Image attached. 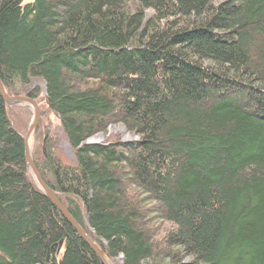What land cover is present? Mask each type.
Instances as JSON below:
<instances>
[{
	"label": "trees",
	"instance_id": "1",
	"mask_svg": "<svg viewBox=\"0 0 264 264\" xmlns=\"http://www.w3.org/2000/svg\"><path fill=\"white\" fill-rule=\"evenodd\" d=\"M0 78L45 84L74 161L40 124L34 163L114 264H264V0H2ZM14 115L0 96V264H103ZM112 127L136 139L86 144Z\"/></svg>",
	"mask_w": 264,
	"mask_h": 264
},
{
	"label": "rangeland",
	"instance_id": "2",
	"mask_svg": "<svg viewBox=\"0 0 264 264\" xmlns=\"http://www.w3.org/2000/svg\"><path fill=\"white\" fill-rule=\"evenodd\" d=\"M34 90L37 92L39 96V100H38L39 107H40V104L42 105L40 107V120H39L38 126L40 127V124H41L43 127L49 128L51 135H53L54 148L64 163L67 164L70 161H74L73 150L65 139V136L63 134L62 128L59 123V120H57L51 113H49L45 107V104H44L45 96H46L45 84L42 81L35 80L28 88L22 91L21 95H27V94L29 95V92L34 91ZM10 108L14 109V114H15L13 118L14 123L20 130H22L23 136H25L28 132L29 125L33 119V111L31 110V108L20 107V106L10 107ZM24 125L26 126V128L24 127ZM36 132L33 138V147H32L33 160H34V150L36 149L37 143H38V141L36 140L37 139ZM99 136H100L99 140H94L96 137H99ZM125 137L127 138L128 142L132 141L133 139H136L132 135L126 133L122 127H112L109 129L106 135H102V134L97 135L94 138L90 139V141H93L92 143L90 141L88 143L89 144H101L107 141H113L114 139L125 141L124 140Z\"/></svg>",
	"mask_w": 264,
	"mask_h": 264
},
{
	"label": "water",
	"instance_id": "3",
	"mask_svg": "<svg viewBox=\"0 0 264 264\" xmlns=\"http://www.w3.org/2000/svg\"><path fill=\"white\" fill-rule=\"evenodd\" d=\"M2 0H0L1 3ZM0 96L3 98L6 106L10 107H27L31 108L33 111V119L29 125L28 132L24 141V150L26 158V166L31 174L33 181L35 182L38 189L43 193V195L51 201V203L57 208L62 217L73 227V229L80 235V237L88 244V246L94 251L103 264H114L104 253L101 247L94 241L86 231L80 226V224L73 218L69 211L62 205V203L57 198L56 193L51 190L46 183L43 181L40 173L38 172L34 160H33V150L29 146L30 138H34L35 132L37 130L39 120H40V108L38 103L30 96L27 95H10L0 78Z\"/></svg>",
	"mask_w": 264,
	"mask_h": 264
},
{
	"label": "bare ground",
	"instance_id": "4",
	"mask_svg": "<svg viewBox=\"0 0 264 264\" xmlns=\"http://www.w3.org/2000/svg\"><path fill=\"white\" fill-rule=\"evenodd\" d=\"M29 96V95H28ZM35 100V99H34ZM36 101V100H35ZM37 102V101H36ZM38 103V102H37ZM38 105H39V103H38ZM32 108V107H31ZM40 108V107H39ZM26 136V135H25ZM25 136H23V137H25ZM127 137V136H126ZM125 137V141L124 142H128L127 141V138ZM100 139V136L99 137H96L94 140H99ZM90 140H88L87 142H86V144H89L88 142H89ZM91 143L93 142V141H90ZM29 146H30V148H32L33 147V137L32 138H30V140H29Z\"/></svg>",
	"mask_w": 264,
	"mask_h": 264
}]
</instances>
